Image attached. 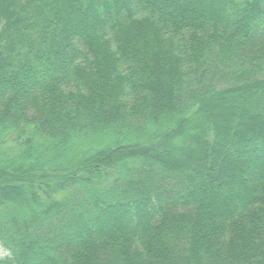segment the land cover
Masks as SVG:
<instances>
[{"label": "trees", "instance_id": "16d2710c", "mask_svg": "<svg viewBox=\"0 0 264 264\" xmlns=\"http://www.w3.org/2000/svg\"><path fill=\"white\" fill-rule=\"evenodd\" d=\"M0 246L264 264V0H0Z\"/></svg>", "mask_w": 264, "mask_h": 264}, {"label": "rangeland", "instance_id": "374dc122", "mask_svg": "<svg viewBox=\"0 0 264 264\" xmlns=\"http://www.w3.org/2000/svg\"><path fill=\"white\" fill-rule=\"evenodd\" d=\"M7 254L8 253L0 246V259H3L4 257H6Z\"/></svg>", "mask_w": 264, "mask_h": 264}]
</instances>
